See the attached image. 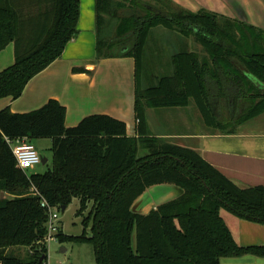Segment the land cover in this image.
I'll return each instance as SVG.
<instances>
[{
  "label": "trees",
  "instance_id": "obj_1",
  "mask_svg": "<svg viewBox=\"0 0 264 264\" xmlns=\"http://www.w3.org/2000/svg\"><path fill=\"white\" fill-rule=\"evenodd\" d=\"M95 8L97 58L135 62L136 132L128 134L124 120L105 113L67 126L57 98L26 112L0 109V191L12 194L0 197V264L46 263L43 197L60 210L78 199L83 233L61 231L58 238L90 242L97 264H220L227 256H264V244L237 242L221 212L226 207L264 223V185L240 186L196 149L151 132L146 115L147 108L195 105L206 126L225 133L259 117L264 28L175 0H95ZM79 13L80 0H0V52L15 45L14 63L0 71V98H18L62 54L78 32ZM158 27L179 39L166 59L148 52ZM190 37L202 48H188ZM38 138L52 139V165L29 172L11 144ZM160 183L176 185L179 194L148 212L135 210L145 189ZM14 247L27 249L20 254Z\"/></svg>",
  "mask_w": 264,
  "mask_h": 264
},
{
  "label": "crops",
  "instance_id": "obj_2",
  "mask_svg": "<svg viewBox=\"0 0 264 264\" xmlns=\"http://www.w3.org/2000/svg\"><path fill=\"white\" fill-rule=\"evenodd\" d=\"M175 1L193 11L204 7L264 28V0ZM77 28L78 32L67 43L62 54L35 75L18 98H0V109L8 106L13 112H26L39 108L49 98H57L66 106L67 126L75 125L83 117L94 113L109 114L122 120L126 115H131V107L126 105L123 78L116 77L118 82L114 76L111 82L99 79V75L107 70L101 61L108 58H97L95 0H80ZM14 61L15 45L11 42L0 52V71ZM194 106L176 107L177 111H156L159 109L147 108L150 131L180 145L196 149L240 186L264 185V128L258 125L260 117L242 123L235 133H225L206 126L200 111ZM69 115H74L72 122ZM156 115H162L164 123H172L169 122L171 115H181L180 120L189 127L190 119L197 120L200 125L198 130L194 131H174L170 127H162ZM186 115L194 117L187 118ZM196 115H201L202 119L199 116L196 118ZM39 140L44 141L42 147L50 149L52 146L51 138L34 139L32 143L36 146ZM177 194L179 189L170 191V195L174 197ZM5 196L11 197L12 194L1 190L0 197ZM157 205L159 204L145 205L143 212H148ZM229 213L222 215L239 244H264V223L232 217L231 212ZM220 264H264V256H227L221 258Z\"/></svg>",
  "mask_w": 264,
  "mask_h": 264
},
{
  "label": "rangeland",
  "instance_id": "obj_3",
  "mask_svg": "<svg viewBox=\"0 0 264 264\" xmlns=\"http://www.w3.org/2000/svg\"><path fill=\"white\" fill-rule=\"evenodd\" d=\"M162 28L158 27L154 29V32L152 34V38L149 45H148V52L151 57L153 53L159 52L160 55L163 57L166 56L165 53H169L171 47L170 43L173 40L177 43H179L178 37L175 35H162ZM167 42L163 44L162 42H159L158 39H161ZM187 43L188 48H196L201 49L202 46L199 42H197L193 37L185 39ZM159 43V44H158ZM169 43V45H168ZM155 47V51L152 49ZM165 52V53H164ZM157 56V55H156ZM155 56V58H156ZM166 59V57H165ZM162 61L164 62V59L162 58ZM101 63L105 64L106 71L99 75V79L101 81L109 80L111 82L112 77L114 76L115 81L116 77H122L125 85V96H127L126 105H129L131 103V99L133 97V83L130 82L131 74H132V66H133V60L131 58H123V57H112L108 58V60H102ZM169 67L167 66V69ZM172 68V67H171ZM155 70L158 71L159 68L155 67ZM161 70H159L157 73H160ZM100 74V72H99ZM123 86V85H122ZM128 103V104H127ZM195 107V106H194ZM159 110L156 111H177L178 109L176 107H164V108H156ZM198 109L197 107L195 108ZM132 112V108H131ZM158 122L162 127H170L174 131H194L198 130L199 123L197 120L190 119V125L184 124L185 122L180 120L181 115H171L169 117V122L172 123H164L163 122V116L162 115H156ZM193 115H186V117H192ZM198 116L202 119L201 115H196V118ZM74 115H69V120L72 122V118ZM194 117V116H193ZM260 123L259 126L264 128V115H260ZM130 120V119H128ZM202 122V121H201ZM259 122V121H258ZM137 123V121H136ZM179 139V138H178ZM44 141L39 140L36 144V148L38 151L46 156L48 158V164L45 163H38L34 168L29 169V172L33 171H44L48 166L52 165V152L50 149L46 147H42ZM144 149H140V154H144ZM173 189H179L174 184H168V183H160V184H153L145 189V191L139 196V198L136 200L133 208L138 211H143V206L157 203L161 204L166 200L171 199L174 197V195H170V191ZM79 206L78 199H73V201L66 207L65 211H60V217H59V223L61 227V231L65 234L69 235H80L84 231V225L82 222L83 217L81 215L76 214V210ZM222 214L226 215L230 211L226 207L221 208ZM230 214V213H229ZM231 216L235 217L231 212ZM60 231V232H61ZM86 233L89 235L91 233V228H86ZM48 246V253H47V259L45 264H97L95 260V254H94V248L93 245L90 242L87 241H75V240H65L60 241L59 238L51 240L47 244ZM16 252H19L20 254H24L27 247H14Z\"/></svg>",
  "mask_w": 264,
  "mask_h": 264
},
{
  "label": "built area",
  "instance_id": "obj_4",
  "mask_svg": "<svg viewBox=\"0 0 264 264\" xmlns=\"http://www.w3.org/2000/svg\"><path fill=\"white\" fill-rule=\"evenodd\" d=\"M12 150L16 157L17 164L24 170H29L34 168L38 163L42 162V154L38 151L36 146L25 139L17 140L12 143ZM33 194H40V192L33 188ZM41 205L46 207L48 210V220L46 223L47 232L45 235L46 244L49 241L57 239L58 234L61 231L59 217L60 209L58 207L52 206L46 198L41 199Z\"/></svg>",
  "mask_w": 264,
  "mask_h": 264
},
{
  "label": "water",
  "instance_id": "obj_5",
  "mask_svg": "<svg viewBox=\"0 0 264 264\" xmlns=\"http://www.w3.org/2000/svg\"><path fill=\"white\" fill-rule=\"evenodd\" d=\"M131 58V57H129ZM133 60V66H132V74H131V78H130V82L133 83V97L131 99V103L132 105L129 103L130 107L132 108V112L131 115H126L124 121L127 123V131L128 134L132 135L135 133L136 131V113H135V62L134 59L131 58ZM255 79V78H254ZM130 119V120H128ZM48 160V158L44 155H42V163H46V161ZM66 209V206H62L61 207V211L64 212Z\"/></svg>",
  "mask_w": 264,
  "mask_h": 264
}]
</instances>
